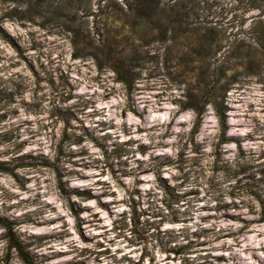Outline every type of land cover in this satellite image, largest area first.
I'll list each match as a JSON object with an SVG mask.
<instances>
[{
	"label": "rangeland",
	"instance_id": "374dc122",
	"mask_svg": "<svg viewBox=\"0 0 264 264\" xmlns=\"http://www.w3.org/2000/svg\"><path fill=\"white\" fill-rule=\"evenodd\" d=\"M135 4L0 0V217L34 264H264V20Z\"/></svg>",
	"mask_w": 264,
	"mask_h": 264
},
{
	"label": "trees",
	"instance_id": "16d2710c",
	"mask_svg": "<svg viewBox=\"0 0 264 264\" xmlns=\"http://www.w3.org/2000/svg\"><path fill=\"white\" fill-rule=\"evenodd\" d=\"M155 0H136L135 8L131 7V10L136 11L137 17H145V15L149 19H151L154 15V8L153 3ZM251 6L253 8H264V0H251ZM149 11V13H147ZM108 49V53L110 54L111 58H113V61H115V50L112 48V42L106 47ZM117 73L122 75L119 69H116ZM120 81L125 84L128 90H131L129 81L126 76L123 75L121 77ZM228 90L225 89L223 86L217 85H208L203 90V95L206 97H210V104L214 107L220 126L222 131V136H225L226 130H227V121H226V111L224 108V97L226 96ZM193 109V107H188ZM197 113L196 123H195V129H197L200 126V123L202 121V111H198L197 109H193ZM0 226H3L7 230L6 238L9 244V249L15 248L18 256L22 259V261L25 264H34L31 257L29 256L28 252L26 251V248L24 247L23 243L20 241V239L17 237L16 233L13 231L12 223L8 221L7 219L0 217Z\"/></svg>",
	"mask_w": 264,
	"mask_h": 264
},
{
	"label": "clouds",
	"instance_id": "9594fccd",
	"mask_svg": "<svg viewBox=\"0 0 264 264\" xmlns=\"http://www.w3.org/2000/svg\"><path fill=\"white\" fill-rule=\"evenodd\" d=\"M235 5L238 8V12H233V15H238L240 18H244L245 15L252 17L256 16L261 20H264V16H261L260 13L264 12V8H256L259 11H255L253 7L250 6V0H229V7ZM231 19V16L229 17ZM251 20H249V24ZM15 248L12 249L13 255H15ZM0 255H3L0 253ZM0 264H3V261H0Z\"/></svg>",
	"mask_w": 264,
	"mask_h": 264
}]
</instances>
